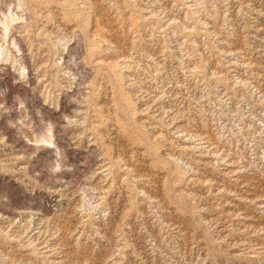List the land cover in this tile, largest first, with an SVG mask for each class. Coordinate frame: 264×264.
Instances as JSON below:
<instances>
[{"label": "rangeland", "instance_id": "obj_1", "mask_svg": "<svg viewBox=\"0 0 264 264\" xmlns=\"http://www.w3.org/2000/svg\"><path fill=\"white\" fill-rule=\"evenodd\" d=\"M0 264H264V0H0Z\"/></svg>", "mask_w": 264, "mask_h": 264}]
</instances>
